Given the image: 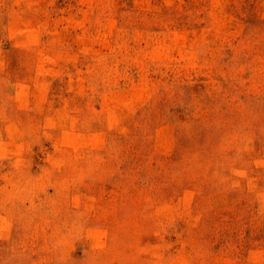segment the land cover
Segmentation results:
<instances>
[{
	"label": "rangeland",
	"instance_id": "obj_1",
	"mask_svg": "<svg viewBox=\"0 0 264 264\" xmlns=\"http://www.w3.org/2000/svg\"><path fill=\"white\" fill-rule=\"evenodd\" d=\"M0 264H264V0H0Z\"/></svg>",
	"mask_w": 264,
	"mask_h": 264
}]
</instances>
